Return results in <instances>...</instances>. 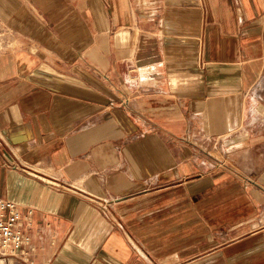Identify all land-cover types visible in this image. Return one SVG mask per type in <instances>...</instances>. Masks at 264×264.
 Instances as JSON below:
<instances>
[{"label": "crops", "instance_id": "crops-1", "mask_svg": "<svg viewBox=\"0 0 264 264\" xmlns=\"http://www.w3.org/2000/svg\"><path fill=\"white\" fill-rule=\"evenodd\" d=\"M264 0H0V264H264ZM30 211V212H29Z\"/></svg>", "mask_w": 264, "mask_h": 264}, {"label": "built area", "instance_id": "built-area-1", "mask_svg": "<svg viewBox=\"0 0 264 264\" xmlns=\"http://www.w3.org/2000/svg\"><path fill=\"white\" fill-rule=\"evenodd\" d=\"M262 34L264 37V24ZM20 220L21 215L16 204L10 199L0 197V259L19 256L27 259L30 236L21 228Z\"/></svg>", "mask_w": 264, "mask_h": 264}, {"label": "rangeland", "instance_id": "rangeland-1", "mask_svg": "<svg viewBox=\"0 0 264 264\" xmlns=\"http://www.w3.org/2000/svg\"><path fill=\"white\" fill-rule=\"evenodd\" d=\"M4 44V30L0 25V47H2Z\"/></svg>", "mask_w": 264, "mask_h": 264}]
</instances>
